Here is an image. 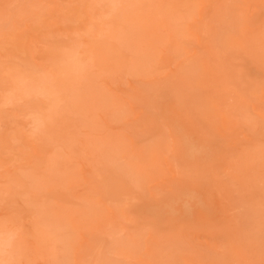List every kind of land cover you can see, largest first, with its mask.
<instances>
[{
  "label": "rangeland",
  "instance_id": "rangeland-1",
  "mask_svg": "<svg viewBox=\"0 0 264 264\" xmlns=\"http://www.w3.org/2000/svg\"><path fill=\"white\" fill-rule=\"evenodd\" d=\"M0 264H264V0H0Z\"/></svg>",
  "mask_w": 264,
  "mask_h": 264
},
{
  "label": "bare ground",
  "instance_id": "bare-ground-1",
  "mask_svg": "<svg viewBox=\"0 0 264 264\" xmlns=\"http://www.w3.org/2000/svg\"><path fill=\"white\" fill-rule=\"evenodd\" d=\"M187 199H189V200H193V196L192 195H186L185 197H183V198H178V199H169V200H167V201H165V203H170L171 201H173L174 203H179V205H184V206H187V202L186 201H184V200H187ZM183 201V202H182ZM164 209H166L164 206H162V207H160L159 208V210H158V213L159 212H161V211H163ZM167 210V209H166ZM174 211V210H176L175 208H173V207H171L170 209H169V211ZM183 210H184V207H183ZM151 212L152 213H156L155 212V209L153 210V209H151Z\"/></svg>",
  "mask_w": 264,
  "mask_h": 264
}]
</instances>
